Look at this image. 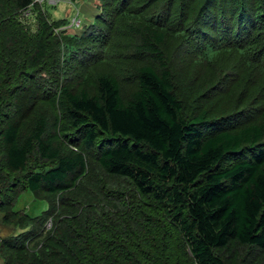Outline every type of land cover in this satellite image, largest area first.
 <instances>
[{
  "label": "trees",
  "instance_id": "obj_1",
  "mask_svg": "<svg viewBox=\"0 0 264 264\" xmlns=\"http://www.w3.org/2000/svg\"><path fill=\"white\" fill-rule=\"evenodd\" d=\"M99 1L0 0V264H264V0Z\"/></svg>",
  "mask_w": 264,
  "mask_h": 264
},
{
  "label": "rangeland",
  "instance_id": "obj_2",
  "mask_svg": "<svg viewBox=\"0 0 264 264\" xmlns=\"http://www.w3.org/2000/svg\"><path fill=\"white\" fill-rule=\"evenodd\" d=\"M53 0H45L44 7L47 9V12L51 19H58V18H68L69 21L73 17H75L76 24H79V28L75 26H71L72 24L68 23L67 25L63 24L58 28L57 31L66 29L67 32H73L75 30H78L82 27L87 25L89 22L93 21L96 14L99 13V7H101V2L99 0H56V3H49ZM54 4V5H52ZM99 5V6H98ZM30 5L27 9L31 8ZM27 9H24L22 12L23 17H28ZM23 22H25V25H29L27 27L28 30H30L31 33L36 31V19L35 15L30 16L28 19H21ZM179 54L177 57L178 59L182 58V52H178ZM20 96H17L16 102L18 103ZM225 102L222 101L221 104H224ZM194 103H192L193 105ZM218 106L212 105L213 109H216ZM7 204H2L0 207V235H6L7 233L13 232L17 233L19 230H22V228L17 225L19 222V218L15 220V224H5L3 222L5 210H7V207L5 206ZM48 207V203L46 200L43 199H37L35 198L33 192L28 188H21L18 192V195L13 201V210L20 213L28 212L29 214L36 215L38 213H41L44 209ZM48 226H51V221L48 222ZM38 241V238H35L34 240H30V244H34ZM2 259L0 258V262ZM240 262V255H236L235 263Z\"/></svg>",
  "mask_w": 264,
  "mask_h": 264
},
{
  "label": "clouds",
  "instance_id": "obj_3",
  "mask_svg": "<svg viewBox=\"0 0 264 264\" xmlns=\"http://www.w3.org/2000/svg\"><path fill=\"white\" fill-rule=\"evenodd\" d=\"M38 3H40V4H44V2H45V0H36ZM48 1V0H47ZM56 0H53L52 2H49V3H56L55 2ZM52 5H54V4H52ZM44 6V5H43ZM27 13H28V17H23L22 16V14H21V19H28L30 16H33L34 15V12H33V9H32V7L31 8H29V9H27ZM36 19V18H35ZM74 19H75V17H73L72 19H70V22H69V24L71 23L72 25L71 26H75V27H79V24H76L75 22H74ZM58 28L59 27H57L56 29L58 30Z\"/></svg>",
  "mask_w": 264,
  "mask_h": 264
},
{
  "label": "built area",
  "instance_id": "obj_4",
  "mask_svg": "<svg viewBox=\"0 0 264 264\" xmlns=\"http://www.w3.org/2000/svg\"><path fill=\"white\" fill-rule=\"evenodd\" d=\"M74 22H79V21H76V19H74Z\"/></svg>",
  "mask_w": 264,
  "mask_h": 264
}]
</instances>
